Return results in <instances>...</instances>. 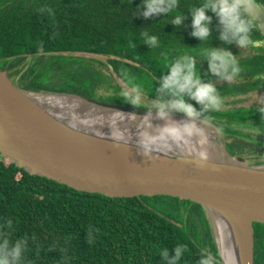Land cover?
Masks as SVG:
<instances>
[{"label": "trees", "instance_id": "16d2710c", "mask_svg": "<svg viewBox=\"0 0 264 264\" xmlns=\"http://www.w3.org/2000/svg\"><path fill=\"white\" fill-rule=\"evenodd\" d=\"M142 2L0 0V68L26 90L73 92L127 105L133 104L123 96L97 95L105 75L92 60L74 54L107 56L108 69L120 80L132 89L141 85L143 93L155 99L164 95L159 79L167 65L185 54L197 57L201 78L214 83L220 96L247 90L251 80L264 73V34L257 24L248 52L235 57L242 68L236 78L242 76L243 85L217 84L203 51L217 47L233 52L235 42L220 39L222 26L215 14L209 13L212 36L201 43L191 35V16L183 27L171 24V16L146 19L143 9H137ZM202 2L179 0V12L187 15ZM255 2L264 5V0ZM143 32L157 35L160 46L152 49L144 43ZM29 56L32 61L25 63ZM255 110L207 112L202 118L233 138L227 143L230 150L264 153V145L239 135L241 128L235 126L240 123L246 129V121L264 120ZM9 219L14 225L10 238L28 239L29 264H164L160 249L178 244L189 249L181 264H198L201 253L212 254L216 264H222L210 222L198 203L170 195L111 197L76 189L31 174L0 154V225ZM253 228L254 264H264V223L254 222Z\"/></svg>", "mask_w": 264, "mask_h": 264}, {"label": "water", "instance_id": "95a60500", "mask_svg": "<svg viewBox=\"0 0 264 264\" xmlns=\"http://www.w3.org/2000/svg\"><path fill=\"white\" fill-rule=\"evenodd\" d=\"M252 14L264 34V10L253 5ZM46 95L80 101L97 116L129 117L144 128L163 127L186 117L170 112L161 118L150 108L73 92L26 90L12 83L0 68V154L9 162L31 174L111 197L170 195L198 203L210 222L221 263L254 264L253 223H264V157L230 150L222 128L203 118L196 120L224 135L214 139L224 150L216 157L156 140L145 154L144 139L71 120L40 100Z\"/></svg>", "mask_w": 264, "mask_h": 264}, {"label": "clouds", "instance_id": "9594fccd", "mask_svg": "<svg viewBox=\"0 0 264 264\" xmlns=\"http://www.w3.org/2000/svg\"><path fill=\"white\" fill-rule=\"evenodd\" d=\"M253 5L264 10V5L255 3V0H203L198 6L189 9L188 14L179 12V0H143L137 9H143L144 18L168 17L171 16L170 23L174 26L183 27L187 16L192 17L191 35L198 38L201 43L212 36V15L214 13L222 26L220 39L222 41L235 44L241 49L250 46L252 32L256 27L253 17ZM176 12L175 15L173 13ZM137 12L135 11L136 15ZM144 43L152 49L160 46V38L157 35L143 32ZM135 46V45H133ZM204 59L208 60L210 72L222 81L230 82L242 71L236 55L229 49L210 47L203 51ZM264 79V76L260 77ZM161 82L159 92L164 94L158 97L151 104V110H155L161 118L167 117L170 112L182 113L190 120L204 117L207 112L219 111L223 101L219 90L212 82H205L197 67V57L191 55H181L167 65V71L159 79ZM143 87L137 85L132 92L123 93L128 103L136 105L141 102ZM165 96L168 98L165 99ZM189 100L201 105L197 109ZM264 119V104L256 110ZM148 117H145V121ZM206 122L207 118H205ZM185 124L183 127H192ZM173 126L168 131H176ZM259 134V132L257 133ZM155 141L146 138L141 141V146L147 154ZM0 264H29L30 248L27 238H17L13 241L11 233L14 229L13 221L6 220L0 225ZM91 243V240H89ZM189 251L185 244H178L173 249H160L159 255L164 264H181L185 254ZM198 264H216L212 254L201 253Z\"/></svg>", "mask_w": 264, "mask_h": 264}, {"label": "bare ground", "instance_id": "6f19581e", "mask_svg": "<svg viewBox=\"0 0 264 264\" xmlns=\"http://www.w3.org/2000/svg\"><path fill=\"white\" fill-rule=\"evenodd\" d=\"M40 100L51 107L55 112L70 118L76 122H85L98 128L106 130L116 135H129L132 137L146 139L152 138L154 141L167 143L169 146L177 147L181 150L196 153L203 157H216L223 148L215 143V128L199 120H190L188 117H180L163 127L144 128L135 123L131 118L119 115L97 116L91 113V109L80 101L64 98L55 95L40 96ZM185 124L192 127L184 128ZM175 126L176 131H168ZM162 128V129H161ZM218 230L219 239L222 235Z\"/></svg>", "mask_w": 264, "mask_h": 264}, {"label": "rangeland", "instance_id": "374dc122", "mask_svg": "<svg viewBox=\"0 0 264 264\" xmlns=\"http://www.w3.org/2000/svg\"><path fill=\"white\" fill-rule=\"evenodd\" d=\"M233 54L236 55V57L241 56V55H245L248 52V48H243L241 49L240 47H238L236 44H234L233 46V50H232ZM75 56L78 57H82L85 59H89L92 60V64L97 67L99 70L102 71V73L105 75V81L102 83L101 86L97 87L95 93L99 96H123V93L125 92H132V88H130L129 86H127L122 80H120L111 70L108 69L107 67V56L104 55H95V54H88V53H76L74 54ZM32 56H29L26 60L25 63H29L32 61ZM216 83H221V80L216 81ZM264 90L260 91V92H255L250 94L249 96H245L243 98V96H241L240 98H243V100H238V98L234 97V98H226L222 104V107L220 108V110H224L227 108H237L240 105H243L245 107L248 106H253L255 104H261L264 102ZM95 98V97H94ZM125 98V97H124ZM156 99L153 97H150L146 94H142V99L141 102L134 105V106H138V107H146V108H151V104L153 101H155ZM198 108V106H197ZM246 132H251V129H242ZM248 132V133H249ZM251 134V133H250ZM218 135H221V137H224L223 133H220V131H216L214 132V139L217 141V137ZM233 138H225L224 140L227 142H231ZM248 157H264V154H260V153H255V152H246Z\"/></svg>", "mask_w": 264, "mask_h": 264}, {"label": "flooded vegetation", "instance_id": "af4514ba", "mask_svg": "<svg viewBox=\"0 0 264 264\" xmlns=\"http://www.w3.org/2000/svg\"><path fill=\"white\" fill-rule=\"evenodd\" d=\"M251 50L253 51V49H251ZM262 76H264V73L261 74L260 76L256 75L254 77V79L251 80L250 87L247 88V90H239V91H236L233 94H228V93L224 94L223 96H221L222 97V101L225 102L224 100L226 98H234V97L238 98V100H239V98L241 96H243V98H244L245 96H249L252 93L263 91L264 90V79L260 78ZM218 80H220V79H218ZM218 80H216V81H218ZM243 82L244 81H243L242 76H241L239 78H234L230 82H226V81H222L221 80V83H219V84H230V83L234 84L235 83V84H238V86H239V85H243ZM243 98H240V100H243ZM263 99H264V97H263ZM262 104H264V102L261 103V104H255L253 106L245 107L243 105H240L237 108H227V109L219 110V111H224V112L231 111V112H234L235 110H238V109H249V108H256L257 109ZM246 123L249 125L248 128L251 129V132L248 131L249 133L244 131V130H242V129H245V128L240 123H238L236 125L234 124V125L237 128L238 127L241 128L242 134L247 135V139H249V141L251 140L252 142H254V143L258 144V145H261V144L264 145V120L257 121L256 123L255 122H251V121L250 122L246 121ZM258 132H259V134H257ZM244 137H246V136H244ZM225 138H230V136L226 135ZM243 152H248V151H243ZM256 153H259V152H256ZM260 154H264V153H260Z\"/></svg>", "mask_w": 264, "mask_h": 264}]
</instances>
